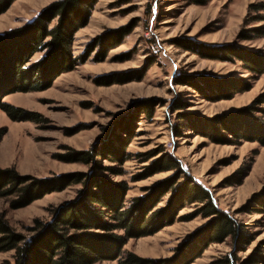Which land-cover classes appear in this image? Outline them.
<instances>
[{"label": "rangeland", "instance_id": "rangeland-1", "mask_svg": "<svg viewBox=\"0 0 264 264\" xmlns=\"http://www.w3.org/2000/svg\"><path fill=\"white\" fill-rule=\"evenodd\" d=\"M61 1L67 0H15L0 14V34L26 27ZM257 3L264 0H210L206 5L97 0L73 37L72 68L45 90L4 99L33 116L13 120L0 110V129L7 130L0 140V168L49 183L68 178L23 208L11 207L14 196L1 197L0 214L10 226L29 237L35 220L47 224L55 210L77 199L84 185L74 181L76 174L103 176L127 186L122 211L139 217V200H146L142 223L153 218L151 230L161 227L130 239L123 252L166 264H217L227 257L246 264L255 252L264 257V212H254L259 208L253 204L264 187V147L226 132L221 134L225 140L213 138L208 128L211 120L245 108L264 92V75L252 74L236 58H212L215 48L226 45L264 54V38H239L245 22V29L258 25L251 23L255 13L249 10ZM46 53H37L31 63ZM240 80L249 90L226 97ZM123 145L128 160L111 162L107 151ZM96 151L106 152L97 156ZM174 161L179 169L161 170ZM105 167L122 174L113 176ZM190 181L211 193L215 205L253 237L251 244L239 247L227 238L192 260L212 219L196 215L199 204L181 199L177 205ZM173 203L170 212L181 206L175 218L157 217ZM14 255L1 252L0 264H14Z\"/></svg>", "mask_w": 264, "mask_h": 264}, {"label": "trees", "instance_id": "trees-1", "mask_svg": "<svg viewBox=\"0 0 264 264\" xmlns=\"http://www.w3.org/2000/svg\"><path fill=\"white\" fill-rule=\"evenodd\" d=\"M15 0H0V14L6 11ZM210 0H191L197 5H206ZM97 0H67L61 1L43 12L26 27L0 34V110L13 120H29L32 114L15 107L4 99L18 92L42 91L49 88L52 82L72 63L71 45L75 33L87 23L90 12ZM249 10L255 13L251 23L258 24L251 29L244 28L239 35L241 40L264 38V3L252 4ZM57 24L51 28L54 19ZM47 51L46 56L35 63L32 58L39 52ZM213 59L231 61L240 60L243 67L256 76L264 75V54L250 52L242 47L232 45L220 46L213 50ZM240 80L231 86L226 97L249 90ZM227 85H225L226 87ZM145 113V111L143 112ZM149 117L152 112L146 111ZM212 137L222 138L226 132L232 138L248 142H256L264 147V92L260 93L248 106L232 114L213 119L208 124ZM6 129H0V140L6 135ZM128 142V140H126ZM97 156H104L106 151H96ZM111 162L123 165L128 160L125 145L118 149L107 151ZM85 155V154H84ZM87 156V154L85 155ZM179 169V165L166 164L163 171ZM105 171L113 176L122 174V170L105 167ZM76 174L74 181L83 183L84 189L79 191L76 200L69 202L63 208L54 211L51 222L44 224L35 220L29 228V237L15 231L0 214V253L14 251V264H99L116 262V264H166V262L143 258L135 253L123 252V247L130 239L141 238L154 234L159 230H151L155 221L144 220L142 215L146 200H139L138 209L142 215L134 216L124 208L127 186L114 183L107 177L86 176ZM68 179V178H64ZM64 179L53 183L19 175L14 169L0 168V198L14 196L11 203L13 209L30 205L35 200L53 192L58 186H64ZM191 186L184 190L182 198L177 199L184 204H199L196 215L211 218L209 232L198 239L199 257L211 244L223 243L227 238L238 242L237 246L251 244L253 237L247 235L237 224V221L219 209L211 193L201 185L190 181ZM61 188V187H60ZM182 199V201H181ZM254 212H264V187L260 194L254 196ZM175 203L168 209L156 213L172 218L180 211ZM153 206V205H151ZM151 206L147 210L151 209ZM143 212H142V211ZM146 210V211H147ZM145 211V212H146ZM174 214V215H173ZM175 218V217H174ZM159 219V218H157ZM165 226V225H164ZM123 232V234L119 233ZM264 246V242L262 243ZM251 254L246 264H264V257ZM192 260L190 262H192ZM5 264H12L7 261ZM184 264V263H183ZM189 264V263H188ZM217 264H234V258L227 257ZM239 264V263H235Z\"/></svg>", "mask_w": 264, "mask_h": 264}]
</instances>
